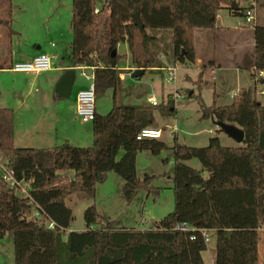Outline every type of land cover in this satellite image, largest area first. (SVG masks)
Returning a JSON list of instances; mask_svg holds the SVG:
<instances>
[{
    "label": "trees",
    "instance_id": "16d2710c",
    "mask_svg": "<svg viewBox=\"0 0 264 264\" xmlns=\"http://www.w3.org/2000/svg\"><path fill=\"white\" fill-rule=\"evenodd\" d=\"M231 1L240 10L239 0L70 1L68 62L92 66L94 94L111 89V106L104 114L94 113L89 146L63 143L51 149L16 147L12 111L0 107L3 164L15 180L28 181L26 195L18 196L0 177V236L11 233L12 264H204L200 229L213 239L212 264H258L259 229H264V106L250 88L238 89L222 105H205L196 95L200 118L240 128L242 145L222 146L217 137L202 147L174 143L172 209L152 226L100 223L91 204L82 213L84 228L64 234L72 221L65 204L69 195L92 197L95 183L112 171L122 178L121 194L130 202L139 190L150 191L153 178L136 177V153L157 154L165 148L157 138L135 136L142 127H152L156 106L162 115H172L174 101L168 95L159 105L122 103L117 46L125 43L130 66L152 70L160 64L152 50L156 37L149 32L168 31V61L191 64L195 31L213 29L218 10L230 9ZM134 13L142 30L132 22ZM252 38L251 51L239 62L251 76L264 71V25L253 24ZM196 80L199 88L205 84L200 76ZM188 159H196L201 168L185 165ZM67 170L70 176L62 173ZM34 206L39 219L28 217ZM49 221L52 228L45 225ZM180 222L189 229H173Z\"/></svg>",
    "mask_w": 264,
    "mask_h": 264
},
{
    "label": "rangeland",
    "instance_id": "374dc122",
    "mask_svg": "<svg viewBox=\"0 0 264 264\" xmlns=\"http://www.w3.org/2000/svg\"><path fill=\"white\" fill-rule=\"evenodd\" d=\"M70 1L0 0V9L4 10L3 14L0 12V17L4 18V20L0 19V23L3 24L1 29L3 32H7L8 29L24 28L25 34H32L34 30L37 33L53 37L57 33V18L61 17V22L66 17L68 20L70 18ZM232 18L226 11L219 14V20L223 19L226 24L232 23ZM6 19L9 21L4 25ZM236 21L243 24L244 19L242 16H238ZM27 25H30L29 31L26 30ZM149 33L156 37L152 50L160 67H153L152 70L146 69L139 77L132 78L130 76L131 72H127L130 58L125 43L119 44L117 52L122 56L118 65L121 66L124 73L123 78L119 76L122 79L120 93V101L122 103L150 105L148 96L152 95L159 105L165 103L167 96H171L174 91L180 94V97L173 99L174 111L172 115H162L158 110V106L153 108L152 124L154 128L161 131L159 140L165 144V148L157 154H152L147 150L139 151L136 156V177L142 179L144 175L152 176L153 178L149 182L151 189L150 191L139 190L130 202H126L121 194L122 178L112 171L106 172L102 179L95 183L92 197L74 193L65 199V204L71 210L72 221L68 228L64 230V234L67 230L80 231L84 228L82 213L91 204L94 205L99 215L98 221L100 223L113 221L116 226H133L137 229L140 227L148 228V226L153 225L154 221H158L172 209L170 176L173 167L171 147L174 143L191 147H202L207 144L208 138L217 137L219 144L222 146L236 147L242 145L241 142L228 137L211 118H200L196 96L199 94L205 105H210L212 102L216 105L227 104L230 101V93L234 89V82L227 80L223 88L217 87L215 89L212 86L211 76H208V83L203 84L199 88L196 80L198 73L195 67L180 63L175 64L173 80L167 81L165 79L166 74L161 68L172 65L167 59L166 49L169 32ZM13 39L15 43L18 41L16 37ZM0 53L5 55V50ZM218 76L224 79L226 74L220 71ZM10 80L9 73L0 72V85L2 87H6ZM200 81L203 82L201 76ZM230 85L233 88H230ZM240 87L236 88V90ZM190 91L193 92V96L187 95ZM213 92L220 94L213 98ZM110 106L111 89L108 88L95 96V110L98 114H104L110 109ZM172 124H174L173 127H171ZM90 144L91 140L87 141V144L83 146H89ZM4 161L5 158L0 154V163ZM184 164L197 170L201 168L200 163L196 159H188L184 161ZM62 173L71 175L72 172L67 170ZM16 194L23 196L17 191ZM143 219L146 221L145 224H142ZM260 237L261 241H258V246L259 253L262 254L264 250V232L260 233ZM212 242L213 239H210L206 249L201 251L204 264H211ZM0 264H12V240L9 231H6L0 238Z\"/></svg>",
    "mask_w": 264,
    "mask_h": 264
},
{
    "label": "crops",
    "instance_id": "0c3cea01",
    "mask_svg": "<svg viewBox=\"0 0 264 264\" xmlns=\"http://www.w3.org/2000/svg\"><path fill=\"white\" fill-rule=\"evenodd\" d=\"M254 3L253 24L264 25V0H254ZM238 6L241 7V3ZM236 10L238 15L231 9H219L213 29L195 31L194 61L187 65L195 67L197 77L201 76L204 83H208L207 77L211 76L215 89L223 88L227 80H232L234 89L230 93L231 96L240 86L250 88L254 91L255 99L264 106V96L258 94L264 80V71L251 76L249 70L239 66L242 55L251 51L253 38L252 28L244 22L241 24L236 21V18L241 16L240 10ZM223 11L233 17L232 23L226 24L223 19L219 20V14ZM0 12L3 14L4 10L0 9ZM0 19L4 20L3 17ZM68 21L67 17L62 22L61 17L57 18V33L53 37L34 30L32 34H25L24 28L8 29L7 32H3L1 29L3 24L0 23V52L5 50V55L0 53V72L9 73L11 79L6 87L0 85V107H8L12 111L13 144L16 147L51 149L63 143L83 146L91 140V123L81 122L75 108L76 92L86 86V79L81 75V69L71 65L67 59L71 40ZM26 30H30V25L26 26ZM14 37L18 39L16 43ZM39 53L50 56L52 61L50 69L37 73L10 70L11 63L29 60ZM117 68L122 69L118 64ZM131 70L133 67L127 66V72ZM220 71L226 74L224 79L218 76ZM119 76L123 78L124 73H119ZM230 88L233 87L230 85ZM213 93L215 96L220 94ZM94 111L97 113L95 104ZM145 223L143 219L142 224ZM261 232H264L263 228L259 229L258 241H261ZM258 241V264H264V250L262 254L259 253ZM201 259L203 261L202 256ZM210 260L212 264V255Z\"/></svg>",
    "mask_w": 264,
    "mask_h": 264
},
{
    "label": "built area",
    "instance_id": "2783aa9c",
    "mask_svg": "<svg viewBox=\"0 0 264 264\" xmlns=\"http://www.w3.org/2000/svg\"><path fill=\"white\" fill-rule=\"evenodd\" d=\"M241 3L240 12L241 16L244 19V22L247 26H253L254 15H255V3L254 0H239ZM52 66L51 58L46 53H39L29 60L26 61H17L11 63L9 66L10 70L16 72H25V73H37L41 71H45L50 69ZM76 67L81 69V75L84 76L86 79V86L83 89H80L76 92L75 95V108L76 113L81 122H91L94 117V104H95V94H94V84H93V72L92 66H85L76 64ZM175 65L162 67L161 70L166 74L165 79L167 81L173 80V71ZM258 94L264 96V80L262 82V86L258 90ZM172 99H176L180 97V94L177 91H174L171 94ZM149 104L155 105L157 101L152 95L148 96ZM173 127V126H171ZM161 131L159 129L153 127H142L135 138L137 140L143 138H159ZM0 177L4 180L9 186L14 187L17 192L21 193L22 195H26V190L28 188V181H17L15 180L11 172L8 171L3 163H0ZM28 217L39 219L40 213L39 211L33 207L31 212L29 213ZM47 228H52L53 223L47 222L45 223ZM173 229L185 231L188 230L189 227L184 223L180 222L175 224ZM202 238L206 246L208 245L210 238L208 235V231L205 229H200Z\"/></svg>",
    "mask_w": 264,
    "mask_h": 264
},
{
    "label": "water",
    "instance_id": "95a60500",
    "mask_svg": "<svg viewBox=\"0 0 264 264\" xmlns=\"http://www.w3.org/2000/svg\"><path fill=\"white\" fill-rule=\"evenodd\" d=\"M230 9L233 11V13L235 15H238V11L237 6L235 4V1H231L230 5H229ZM132 22L133 24H135L139 30L143 29L142 23L138 18V14L134 13L132 15ZM143 70L141 68H133V70H131V74L130 76L132 78H137L142 74ZM221 130H223L229 137H231L232 139H234L237 142H241L242 138H243V133L242 130L238 127H236L233 124L230 123H224V122H216L215 123ZM98 178H101V175L98 174L97 176Z\"/></svg>",
    "mask_w": 264,
    "mask_h": 264
}]
</instances>
